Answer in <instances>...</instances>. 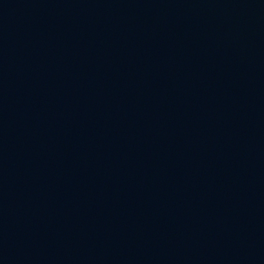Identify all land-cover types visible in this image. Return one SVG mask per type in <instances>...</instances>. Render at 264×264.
<instances>
[{
    "label": "water",
    "instance_id": "95a60500",
    "mask_svg": "<svg viewBox=\"0 0 264 264\" xmlns=\"http://www.w3.org/2000/svg\"><path fill=\"white\" fill-rule=\"evenodd\" d=\"M0 264H264V0H0Z\"/></svg>",
    "mask_w": 264,
    "mask_h": 264
}]
</instances>
